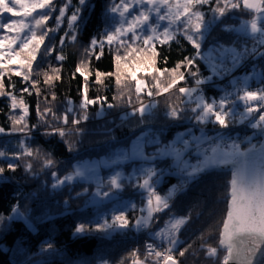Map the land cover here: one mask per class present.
Returning a JSON list of instances; mask_svg holds the SVG:
<instances>
[{
	"label": "snow or ice",
	"instance_id": "6c2138e0",
	"mask_svg": "<svg viewBox=\"0 0 264 264\" xmlns=\"http://www.w3.org/2000/svg\"><path fill=\"white\" fill-rule=\"evenodd\" d=\"M89 0H60L57 7L55 0H0V97H8L10 109H20V116L13 119L11 133H22L24 140L20 141L21 152L8 157L0 151V158L8 160V169L15 171L17 164L14 162L21 156H39L43 160L44 169L55 167V161L50 153H43L26 146L25 141L32 140L33 131L41 124L47 125L43 132L45 136L59 135L67 145L69 152L77 151L76 143L66 139L70 135L83 136L85 129L81 124L90 119L89 108H97L96 119H103L108 109L119 107V104L108 103L103 96H89V63L94 56L97 60L105 53L107 48L113 55L114 71L111 73L95 72V83L103 84V77H114L119 88L123 82H134L135 106L132 96L126 100L130 112L125 115L138 116L139 123L145 124L146 117L154 115L158 104L156 97L165 93L171 95L172 90L182 97L179 106H169L164 112L166 120L179 122L187 121L191 127L179 133L175 141L161 145L158 137L149 138V131L141 133L131 142L129 148H117L107 158L104 164L78 162L73 165V170L61 176L57 170L51 171V189L58 191L65 185L76 181H96L95 191L91 195L90 203L97 207V214L93 220L79 223L73 235H83L88 232L137 231L148 227L154 213L164 212L171 208V193L161 196L157 185L164 176L163 169H157L154 161L161 157L173 156L176 158V171L187 184L198 179L201 175L213 170L229 169L231 172L227 191L226 215L222 221L219 232V248L201 245L208 257H219V250L224 254L219 257L220 264H264V145L257 148L251 145L241 150L240 142L228 135L227 130L248 122V126L255 130V134L264 136V68L258 70L256 61L264 59V24L258 26L257 18H253L246 29L244 24L239 27L223 23V18L240 7V0H110L105 7V28L97 37H92L84 49L87 59H82L73 73L82 77L79 88V104L66 100L63 111H56L52 104L56 95L51 92L41 98V91L37 87L39 79L33 77L43 74V83L49 90L55 87L59 80V69L49 65L48 71L41 65L48 57L56 61L66 59L63 48L66 41L75 43L78 39L80 24L84 19L85 11L89 8ZM207 6L206 13L202 9ZM244 9H250L257 14H264V0H243ZM56 13L55 16L53 14ZM7 14V15H6ZM54 19L55 27H49L48 22ZM67 22L64 34L59 37V50L53 44V34L61 30ZM215 27H220L226 33L246 34L252 40L251 46L245 40L239 48L235 42L225 46L218 39L211 38ZM177 33L194 49V54L185 56L177 62L175 67L160 68L157 66L159 57L158 45L169 44L176 39ZM252 60L250 73L242 77H232L229 81L231 91L221 89L219 98L207 97L203 86L206 84L215 87L214 80H222L231 76L244 61ZM201 61L209 71L204 76L201 71ZM167 63V58H165ZM15 67H11V66ZM51 72L52 74H49ZM11 73L20 77L26 84L20 91L32 95L36 93V114L38 124L31 126L27 123L29 107L23 96L18 99L12 91H5L4 77ZM143 77L150 78L148 79ZM169 79L162 82L165 76ZM10 79V77H9ZM189 79L192 85H188ZM256 79L255 90L249 88V80ZM181 83L184 86H179ZM14 88L15 85H10ZM149 98L145 103L143 97ZM114 100L124 99L121 91ZM45 107L41 109V104ZM238 105L243 106L240 111ZM191 113V115H188ZM258 113V115H257ZM123 119V118H122ZM218 127L214 135L205 131L207 125ZM67 126V127H65ZM198 130L200 135L194 132ZM110 133L111 129H105ZM5 129L0 127V134ZM10 134V133H9ZM114 140V137H112ZM224 144L226 150L217 147L209 149L204 145ZM250 143V141H249ZM155 145V151L148 153L145 148ZM180 145L181 147H177ZM194 151L198 157L192 164L183 158L184 153ZM132 161H141L138 168L125 175L121 166ZM98 167H111L112 174L105 181L98 176ZM25 172L32 176L38 175L32 171V164L25 165ZM4 168L0 167V180ZM138 192L141 199L146 201L147 216L141 215L130 221L128 211L135 210V203H121L118 194L125 185ZM48 185L46 184L45 187ZM175 188V186H173ZM88 189H84L87 193ZM80 195V193H78ZM111 203V209L101 212L100 206ZM67 204V201L64 202ZM145 211L144 207L140 212ZM110 215V219L108 218ZM5 217L0 216V223ZM9 221L24 220L25 214L21 212L19 202L13 205ZM187 223V217L174 218L171 230L164 237V229L155 235L166 240L167 247L163 251L157 246L148 243L147 256H155L156 264H180L173 253L180 244L177 233ZM192 245L179 250L183 257ZM53 251L51 241H46L41 246V253ZM134 256L136 252L132 253ZM102 264H108L102 261ZM123 264V262H121ZM132 264H144L139 259H134Z\"/></svg>",
	"mask_w": 264,
	"mask_h": 264
},
{
	"label": "trees",
	"instance_id": "16d2710c",
	"mask_svg": "<svg viewBox=\"0 0 264 264\" xmlns=\"http://www.w3.org/2000/svg\"><path fill=\"white\" fill-rule=\"evenodd\" d=\"M57 7L60 6V0H55ZM77 0H73L75 4ZM110 0H89V8L85 11L84 19L80 24L78 39L75 43L66 41L63 48L64 61H56L54 57H48L41 65V68L48 71L49 65L59 69V80L55 81V87L49 90L43 83L44 76H34L41 82L37 87L41 91V98L48 96L51 100V92L56 95V100L52 102L56 111H63L66 100H71L74 104H79V88L82 83V77L73 73L82 59H87L84 49L88 46L92 37H97L105 28L104 13L105 7ZM118 2V0H117ZM243 0H240V7L231 11L228 16L223 18L224 24L237 25L242 20L250 19L252 14L244 9ZM206 13L209 11L205 6ZM56 13L53 14L55 16ZM49 27H55L54 19L48 22ZM67 28V22L61 26V30L54 33L53 44L57 45L59 50V37L64 34ZM3 35V31H2ZM211 38L218 39L225 46H231L234 42L236 47L247 40L251 46L252 40L248 36L237 33H226L221 31L220 27H215L211 32ZM159 57L157 66L160 68L171 69L177 62L185 56L194 54V49L184 39L183 35L177 33L176 39L169 44L159 46ZM167 58V63H165ZM200 71L204 76L209 75L208 69L201 61ZM252 60H246L241 65V70H251ZM258 70L264 68V59L256 61ZM11 67H15L14 65ZM111 73L114 71L113 55L108 49L100 59L94 56L89 63V96L97 95L107 98L108 103L119 104V107L108 109L103 119H96L97 108L90 107V119L80 127L85 129L83 136L75 134L66 137L67 140L76 143L77 151L69 152L67 145L61 140L59 135L45 136L43 132L47 125L41 124L33 131L32 140L25 141L26 146L42 150L43 153L51 154L55 161V167L52 169L43 168V160L39 156H21L15 160L17 164L15 171L8 169V160L0 158V167L4 168L3 176L0 180V216L5 217L0 223V264H102L107 261L108 264H132L134 259H139L145 264H156L153 257H148L144 250L147 241L162 242L161 239L152 238L150 231L165 225L174 217H187V223L183 225L178 233L180 244L177 251L173 253L174 257L180 261V264H220L219 257L224 252L219 250V257H208L201 245L219 248V232L222 227V221L226 215L227 191L230 180V170H213L207 174L201 175L198 179L187 184L183 183L184 178L175 175H164L162 183L157 186L158 193H164L171 184H177V189L171 196V208L164 212L156 213L147 228L139 231L128 229L125 231L88 232L83 235H73L75 227L79 223L87 224L93 220L97 214V207L90 203L91 195L95 191L92 185L74 184L64 187L61 190L53 191L50 187L52 182L51 171L57 170L61 176L71 172L73 165L86 158H99L103 155L112 153L116 148H127L129 143L137 135L149 131V138L156 136L161 145L168 144L173 135L184 128L191 127L187 121H169L164 117V112L171 106H179L182 97L172 90V94L165 93L156 97L157 108L154 115L146 117V123L141 125L138 116H126L130 108L126 104L127 97L132 96L135 106L134 82L125 81L118 88L114 77H103V84H96L95 72ZM49 74H52L49 72ZM142 76V74H140ZM10 77V79H9ZM150 81V78L143 77ZM227 78V77H226ZM169 77L166 75L162 82H167ZM228 78L219 82L214 80V84H227ZM5 91H12L19 99L21 95L29 107L27 123L29 126L38 124L36 114V93L32 95L21 93V89L26 86L20 77L8 73L3 80ZM10 85H15L14 88ZM188 85H192L189 79ZM179 86H184L181 83ZM257 82L249 86L250 89L256 88ZM204 93H215L216 89L212 85L203 86ZM124 92V99L114 100L113 97ZM208 97V96H207ZM145 103L148 102L147 96L143 97ZM8 97H0V127L5 129V133L0 134V151H4L8 157L14 153L21 152L20 141L24 140L22 133H11L13 128V119L21 114L20 109H10ZM45 105L41 104V109ZM263 111V110H262ZM191 115V113H188ZM258 115V113H257ZM123 118V119H122ZM67 127V126H65ZM105 129H111L108 133ZM195 130V129H194ZM198 131V130H195ZM205 131L208 135H214L219 131L218 127L212 124L207 125ZM228 135L240 142L242 147L258 146L261 142L260 136L254 135L250 143H243L247 129V122L227 130ZM10 133V134H9ZM114 137V140L112 139ZM156 146L152 145L145 148V152L155 151ZM32 164V171L38 173L32 176L25 172V165ZM136 161L125 163L121 166L125 175L130 173V167ZM157 169L169 167L170 160L154 161ZM48 185L45 187V185ZM87 188V193L84 189ZM107 190V187H105ZM80 193V195H78ZM121 203H135L136 209L128 211L130 221L142 215L140 207L143 205V199L138 192L133 190L127 184L122 192L118 194ZM67 201V204L64 202ZM19 202L20 210L25 214L24 220L7 219L11 215L13 205ZM111 203H105L100 206L99 211L104 212L111 209ZM110 219V215L108 217ZM46 241H51L53 251L41 253V246ZM167 245V243L162 242ZM192 248L185 256H179V250L187 247ZM136 252L134 256L132 253Z\"/></svg>",
	"mask_w": 264,
	"mask_h": 264
},
{
	"label": "rangeland",
	"instance_id": "374dc122",
	"mask_svg": "<svg viewBox=\"0 0 264 264\" xmlns=\"http://www.w3.org/2000/svg\"><path fill=\"white\" fill-rule=\"evenodd\" d=\"M242 4H243V3H242ZM247 10H249V11L251 12V14H252L251 18H250V19H246V20H242L239 24H237V25H235V26L239 27L241 24H244L245 27H246V29H250V24H249V22H250L253 18H257L258 26L264 24V14H257L256 12H254L253 10H250V9H247ZM6 15H7V14H6ZM0 35H2V30H0ZM243 35H246V34H243ZM246 36H247V35H246ZM240 68H241V66L238 67V68L232 73L231 76H228V77H227V78H228V81H227V84H228V85H230V84H229V81L232 79V77H237V78H239V77L244 76L246 73H250V71H251V70H241V71H237V70H239ZM227 78L225 77V78L222 79V80H219V79H217V80H218L219 82H221V81H223V80H225V79H227ZM252 82L256 83L257 80H256V79H251V80H249V86L252 84ZM215 85H216V86H215V89H216L215 93L212 92V93L207 94L208 97L215 96V97L219 98V96L222 95L221 89H228L229 91H231V87H229V86H227V85H224V84H221V83H216ZM255 89H256V88H253V89H251V90H255ZM238 108H239L240 111H243V106H242V105H238ZM262 110L264 111V109H262ZM246 122H247V121H245V123H246ZM239 125H242V124H239ZM239 125H237V126H239ZM188 128H189V127H188ZM186 129H187V128H184V129H181V130L177 131V132L173 135L172 139L169 140L168 144H169L170 142L175 141V139H176V137L178 136V134H179V133H182V132H185ZM247 129L250 130V131H253V132L246 133V137H245L243 143H249V141L251 140V138L254 136V132H255V130H253L252 128H250V127L248 126V122H247ZM194 132H195V134H196L197 136L200 135V132H199V131H195V130H194ZM139 135H140V134H139ZM139 135H137V136H139ZM255 135H256V134H255ZM137 136H136V137H137ZM134 139H135V137L133 138V140H134ZM133 140H132V141H133ZM132 141H131V142H132ZM131 142L129 143V146H127V148L130 147ZM204 146L207 147V148L209 149V154H211V148H212V147H217L218 149H222V148H221V144H218V145H215V146H213V145H211V146H209V145H204ZM258 146H259V145H258ZM177 147H181V146H180V145H177ZM118 148H119V147H118ZM240 148H241V150H244V149H247L248 147H246V146H245V147H242V145L240 144ZM116 149H117V148H116ZM151 152H152V151H148V153H151ZM110 155H111V153H110V154L103 155L102 157H99V158H93V159L86 158V159L80 160V161H78V162H82V163H89V162H91V163H93V164L100 165V164H104V163H106L107 158H108ZM183 158H184L185 160H188V161L191 162L192 164H195V163L197 162V159H198V157L196 156V154H195L194 151H190V152H188V153H184ZM167 159L170 160V165H169V167H166V172L164 173V175H175V176H180V175L177 173V171H176V163H177V160H176L175 157H173V156H165V157H161V158H159V159H157V160H167ZM78 162H77V163H78ZM136 162H140V163H134V164L130 167V173H131L135 168H138V167L140 166V164L142 163L141 161H136ZM77 163H75V164H77ZM75 164H74V165H75ZM121 169H122V168H121ZM72 170H73V169H72ZM112 171H113V169H112L111 167H98V168H97L98 176H99L100 178H103V180L105 181V187H107V179H108V177L112 174ZM122 171H123V169H122ZM162 180H163V177L161 178V180H160V182H159L158 185H160V184L162 183ZM74 184H83V185H87V186H88V185H92V186H94V187L96 188V181H76V182H74V183H70V184H68V185H65L64 187L69 186V185H74ZM158 185H157V186H158ZM173 186H175V188H174ZM64 187H63V188H64ZM63 188H62V189H63ZM176 189H177V184H171V185H169V186L167 187V189L165 190L164 193H162V194L159 193V194H160L161 196H169V193H171V196H172V195L174 194V192L176 191ZM60 190H61V189H60ZM141 207H144V208H145V211L142 213V215L147 216L146 201H143V205H142ZM141 207H140V208H141ZM155 214H156V213H154L153 216H154ZM174 218H179V217H174ZM174 218L170 219V220H169L165 225H163L162 227H159V228H156V229L151 230V231H150L151 237H152V238H157V239H161V240H162L161 237H157V236L155 235V233H157V232L160 231L161 229H164L163 236L166 237L167 234H168V232L171 230L172 224L174 223ZM150 222H151V220L149 221L148 226L150 225ZM146 228H147V227H146ZM177 236H178V233H177ZM178 239H179V238H178ZM162 241H163L164 243H166V240H162ZM144 264H145V263H144Z\"/></svg>",
	"mask_w": 264,
	"mask_h": 264
},
{
	"label": "built area",
	"instance_id": "2783aa9c",
	"mask_svg": "<svg viewBox=\"0 0 264 264\" xmlns=\"http://www.w3.org/2000/svg\"><path fill=\"white\" fill-rule=\"evenodd\" d=\"M213 146H215V145H213ZM221 148H222L223 150H226L225 145L222 144V143H221ZM148 243H153V244H155V245L157 246V250H159V251H163L164 248L167 247V245L163 244L162 242H152V241H147L146 244H145V246H144V250H145L146 255H147V248H146V245H147ZM151 257H153L155 260H157V258H156L154 255L151 256ZM161 264H162V261H161Z\"/></svg>",
	"mask_w": 264,
	"mask_h": 264
},
{
	"label": "water",
	"instance_id": "95a60500",
	"mask_svg": "<svg viewBox=\"0 0 264 264\" xmlns=\"http://www.w3.org/2000/svg\"><path fill=\"white\" fill-rule=\"evenodd\" d=\"M257 135L260 136V138H261V142H260L259 146H257V148H259L260 146L264 145V136H261L259 134H257ZM221 170H229V169L225 168V169H221Z\"/></svg>",
	"mask_w": 264,
	"mask_h": 264
},
{
	"label": "crops",
	"instance_id": "0c3cea01",
	"mask_svg": "<svg viewBox=\"0 0 264 264\" xmlns=\"http://www.w3.org/2000/svg\"><path fill=\"white\" fill-rule=\"evenodd\" d=\"M159 241H162V240H159ZM163 242V241H162Z\"/></svg>",
	"mask_w": 264,
	"mask_h": 264
}]
</instances>
